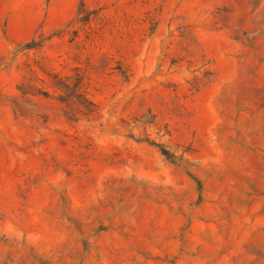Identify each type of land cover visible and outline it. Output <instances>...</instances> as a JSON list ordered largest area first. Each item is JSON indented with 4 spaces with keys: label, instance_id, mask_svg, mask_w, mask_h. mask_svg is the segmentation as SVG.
<instances>
[{
    "label": "rangeland",
    "instance_id": "rangeland-1",
    "mask_svg": "<svg viewBox=\"0 0 264 264\" xmlns=\"http://www.w3.org/2000/svg\"><path fill=\"white\" fill-rule=\"evenodd\" d=\"M0 264H264V0H0Z\"/></svg>",
    "mask_w": 264,
    "mask_h": 264
}]
</instances>
